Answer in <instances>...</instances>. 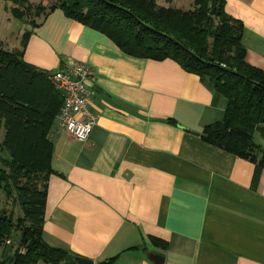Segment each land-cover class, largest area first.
Wrapping results in <instances>:
<instances>
[{"label": "crops", "instance_id": "0c3cea01", "mask_svg": "<svg viewBox=\"0 0 264 264\" xmlns=\"http://www.w3.org/2000/svg\"><path fill=\"white\" fill-rule=\"evenodd\" d=\"M226 11L244 24L246 61L264 71V0H226ZM38 23L25 61L88 65L98 116L85 142L55 119L44 240L94 264H264V170L255 182L253 162L202 138L226 98L178 61L130 55L61 9Z\"/></svg>", "mask_w": 264, "mask_h": 264}, {"label": "trees", "instance_id": "16d2710c", "mask_svg": "<svg viewBox=\"0 0 264 264\" xmlns=\"http://www.w3.org/2000/svg\"><path fill=\"white\" fill-rule=\"evenodd\" d=\"M10 1L17 19L26 20L32 11L37 18L61 9L130 55L171 58L198 74L226 98L223 120L208 125L203 140L253 162L258 181L264 148L254 134L261 130L264 136V71L246 61L244 24L227 13L226 0H194L190 10L160 6L157 0H43L48 4L35 6L31 0ZM28 23L40 25L36 19ZM31 34L24 33L21 49L0 45V130H5L0 148L8 154L0 157V189L23 210L17 219L0 210V248L15 233L20 235L12 254L4 249L0 264H77L74 253L51 246L43 237L48 180L55 172L49 133L63 97L48 71L25 61Z\"/></svg>", "mask_w": 264, "mask_h": 264}, {"label": "built area", "instance_id": "2783aa9c", "mask_svg": "<svg viewBox=\"0 0 264 264\" xmlns=\"http://www.w3.org/2000/svg\"><path fill=\"white\" fill-rule=\"evenodd\" d=\"M92 75L84 63L70 61L48 71V79L63 97V104L57 115L59 126L75 139L85 142L89 139L98 116L89 108L91 91L86 80Z\"/></svg>", "mask_w": 264, "mask_h": 264}, {"label": "rangeland", "instance_id": "374dc122", "mask_svg": "<svg viewBox=\"0 0 264 264\" xmlns=\"http://www.w3.org/2000/svg\"><path fill=\"white\" fill-rule=\"evenodd\" d=\"M33 5H38L41 2L44 4H48L47 1L43 0H31ZM157 3L160 6L164 7H174L183 10H190L194 6V0H173L172 2H168L166 0H157ZM14 6L13 2L10 0H0V45L8 50H13L14 46H18L21 49V41L24 33L26 32L27 28L30 29V20L36 19V21H40L41 17H37L34 15V12L28 14L26 20L17 19L11 9ZM29 20V21H28ZM26 25L28 27H26ZM15 44V45H14ZM5 135V130L2 128L0 130V143L3 141ZM254 139L256 142H260L264 148V140H262L261 135L259 132L254 134ZM1 156H8L5 151H2L0 148V157ZM2 167V163L0 161V168ZM6 209L7 211L13 212L15 215V219L19 216L23 215V210L21 206L15 203L13 200L8 199L6 197L5 192L0 189V210ZM20 235L14 234L13 237L10 239L9 242L5 245H2L0 248V260L3 259V251L6 248V252L12 254L15 248L19 245ZM6 257V255H5Z\"/></svg>", "mask_w": 264, "mask_h": 264}, {"label": "water", "instance_id": "95a60500", "mask_svg": "<svg viewBox=\"0 0 264 264\" xmlns=\"http://www.w3.org/2000/svg\"><path fill=\"white\" fill-rule=\"evenodd\" d=\"M73 260L77 264H94V261L92 259L82 257L79 255L74 256ZM155 261H156V264H164L165 263V259L162 256L155 257Z\"/></svg>", "mask_w": 264, "mask_h": 264}]
</instances>
